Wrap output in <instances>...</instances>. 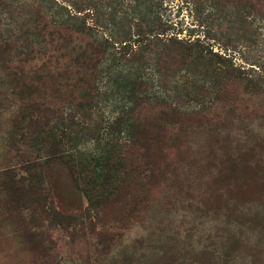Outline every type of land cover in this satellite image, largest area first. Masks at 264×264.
<instances>
[{
    "label": "trees",
    "instance_id": "trees-1",
    "mask_svg": "<svg viewBox=\"0 0 264 264\" xmlns=\"http://www.w3.org/2000/svg\"><path fill=\"white\" fill-rule=\"evenodd\" d=\"M24 1L19 8L13 5L18 0H0V14L31 15L37 36L36 44L17 54V41L0 36V120L7 112L5 145L12 160L0 170V220L10 222L23 246L42 259L44 223L59 218L44 186L43 168L52 156L70 163L93 206H130L139 195L127 189L158 186V159L176 148L170 127L202 112L190 103L233 82L241 93L264 100V61L237 67L199 36H181L162 12L163 0ZM203 1L221 20L228 8L241 21L244 14L264 11V0ZM241 33L238 38L244 28ZM114 48L127 63L141 67L151 59L163 78L174 77L172 98L149 97L137 72L128 88L129 106L101 123L102 62ZM146 105L157 113L145 116ZM88 141L97 152L81 151Z\"/></svg>",
    "mask_w": 264,
    "mask_h": 264
},
{
    "label": "rangeland",
    "instance_id": "rangeland-1",
    "mask_svg": "<svg viewBox=\"0 0 264 264\" xmlns=\"http://www.w3.org/2000/svg\"><path fill=\"white\" fill-rule=\"evenodd\" d=\"M162 7L173 31L199 36L234 66L264 61V11L241 21L230 8L224 20L215 19L203 0H163ZM31 19L21 10L0 14V36L17 41L15 54L37 43ZM243 28L245 36L238 38ZM111 51L99 81L101 123L129 106L137 72L149 97L172 98L174 77L163 78L154 61L139 67ZM240 90L233 82L222 94L188 105L202 112L170 127L176 148L158 159V186L127 189L139 195L137 204L93 206L70 163L52 156L43 168L44 186L59 218L44 223V257L29 252L10 222L0 220V264H264V100ZM156 113L154 106L144 107L145 116ZM7 114L0 120V170L12 162ZM79 147L97 152L90 141Z\"/></svg>",
    "mask_w": 264,
    "mask_h": 264
}]
</instances>
